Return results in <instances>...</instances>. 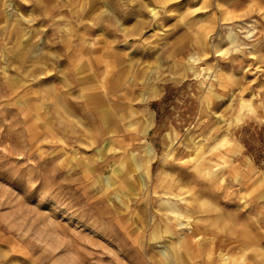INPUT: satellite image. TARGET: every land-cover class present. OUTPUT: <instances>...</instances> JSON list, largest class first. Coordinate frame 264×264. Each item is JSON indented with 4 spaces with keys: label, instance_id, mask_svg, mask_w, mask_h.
<instances>
[{
    "label": "rangeland",
    "instance_id": "374dc122",
    "mask_svg": "<svg viewBox=\"0 0 264 264\" xmlns=\"http://www.w3.org/2000/svg\"><path fill=\"white\" fill-rule=\"evenodd\" d=\"M195 238L264 264V0H0V264H190Z\"/></svg>",
    "mask_w": 264,
    "mask_h": 264
},
{
    "label": "bare ground",
    "instance_id": "6f19581e",
    "mask_svg": "<svg viewBox=\"0 0 264 264\" xmlns=\"http://www.w3.org/2000/svg\"><path fill=\"white\" fill-rule=\"evenodd\" d=\"M188 7V6H187ZM160 8V7H159ZM152 10H153V12L154 13H158V10H157V8L156 7H153L152 8ZM186 10V9H185ZM225 13V12H224ZM250 28V27H249ZM205 31V30H204ZM203 31V32H204ZM248 31V30H247ZM250 32V31H249ZM252 33V32H251ZM229 40H230V42H232V43H234V42H236V39H237V37L236 36H234L232 33H230L229 34ZM207 38V37H206ZM201 42V41H200ZM207 42V41H206ZM96 43V42H95ZM219 44V46H220V43H218ZM221 44H222V42H221ZM241 46V45H240ZM228 47V46H227ZM226 47V48H227ZM230 47H232V46H230ZM221 48V47H220ZM219 48V49H220ZM225 49V48H224ZM230 48L228 47L227 49H225V50H229ZM208 50V49H207ZM196 52V51H195ZM223 52H224V50H223ZM223 52H221V53H223ZM206 53V52H205ZM225 53H227V51L225 52ZM201 58V56L199 55V54H196V53H193L192 52V54L190 55V57H189V62H190V64H191V68H193L194 70H195V72H196V74H199L200 73V68L198 69L197 68V66H196V63L199 61V59ZM214 67V66H213ZM203 69V68H202ZM205 69V68H204ZM211 69H212V66L208 63L207 64V69L206 70H208V71H211ZM224 72V71H223ZM204 73V72H203ZM207 74V73H206ZM209 74H210V72H209ZM208 74V75H209ZM215 77V76H214ZM204 78H206V77H204ZM105 79V78H104ZM102 80V79H101ZM106 82H105V80H102V84H103V86H104V89L102 90L103 91V94H104V98L107 100L108 98H109V95L107 94V92L105 91V88H106V84H105ZM202 83V82H201ZM133 96V95H132ZM127 98V97H126ZM132 98V97H131ZM146 98V97H145ZM243 105L246 107H249V108H252V102H243ZM102 116H103V118H104V120H105V122H106V126H105V131L106 132H113V131H115L116 130V126L114 125V122H115V120H114V118H113V113L111 114L110 113V110H109V108H104L103 109V111H102ZM107 121H108V123H107ZM110 124V125H109ZM150 125H152V123H150V124H148V126H150ZM222 138V137H221ZM202 142V141H201ZM227 143H228V139H227V137L226 136H224L222 139H220V140H217L213 145H212V147H211V150L213 151V150H215V149H218V148H220L221 146H224L225 148H228V145H227ZM114 143H113V139L112 138H107L106 139V141H105V143H104V146L105 145H107L108 146V148L110 149V150H112L113 148H114V145H113ZM173 145V144H172ZM122 146V145H121ZM223 149V148H222ZM170 152V151H169ZM205 150H203L202 152H201V154H200V157L202 158H204L205 157ZM227 152V151H226ZM154 149H153V147H151L150 148V158L148 159V161H150L152 158H153V155H154ZM223 153V152H222ZM169 154V153H168ZM167 154V155H168ZM226 155V154H225ZM166 157V156H165ZM200 158V159H201ZM199 158H198V160H200ZM203 161V160H202ZM228 161L227 160H225V163H227ZM225 165V164H224ZM223 165V166H224ZM146 168V172L149 174L150 172H151V168H150V163H148V165H147V167H145ZM129 170V169H128ZM214 170V169H213ZM160 171V170H159ZM208 171L210 172V176H212L211 175V173H214V171H212L211 172V170H209L208 169ZM208 172V173H209ZM219 172H222V171H219ZM218 172V173H219ZM223 173V172H222ZM199 175V174H198ZM213 175H215V174H213ZM217 175V174H216ZM219 177H220V174H219ZM212 178V177H211ZM214 178V177H213ZM210 180V179H209ZM224 180V179H223ZM109 182H112V180L111 179H109ZM177 182V181H176ZM206 182V181H205ZM167 188V187H166ZM164 193H166L167 195L164 197L165 198V203H167L166 204V206H167V208H168V210L171 212V213H173V214H175L176 216H181V215H184V216H186L187 218H189V219H191L192 218V215H193V213H191L190 211H185V210H183L179 205H178V201L176 202V199L174 200L172 197H171V195L170 194H172V193H167V191L166 192H164ZM182 199H184V197H181ZM186 201V200H185ZM187 203V202H186ZM164 204V203H163ZM194 205V204H193ZM190 205H188V207H189ZM194 207V206H193ZM187 208V207H186ZM191 209V208H190ZM194 209V208H193ZM194 212V211H193ZM175 216V217H176ZM153 219V218H152ZM171 220V219H170ZM172 221V220H171ZM168 226V225H167ZM182 234V233H181ZM189 234V233H188ZM180 235V234H179ZM192 235V234H191ZM186 236V235H185ZM196 236V235H195ZM190 239V238H189ZM194 240V239H193ZM192 240V241H193ZM194 241H196L195 243H197V244H195L194 246H193V250L191 251V252H188L187 251V254H186V256L188 257V259H189V261L191 262L190 264H196V262H197V258L201 255V248H200V242L198 241V238H195V240ZM188 244V243H187ZM189 245V244H188ZM186 247V246H185ZM186 250V249H185ZM181 252V251H180ZM212 250H210L209 252H208V255L207 256H211V254H212ZM234 254V253H233ZM183 257V256H182ZM240 258H245V252H243V253H241V255H230V254H227V253H225V252H223L222 254H221V257H220V259H219V262H218V264H240V263H238L239 262V260H240ZM242 262V261H241ZM247 264H255V262L254 261H250V262H248Z\"/></svg>",
    "mask_w": 264,
    "mask_h": 264
}]
</instances>
